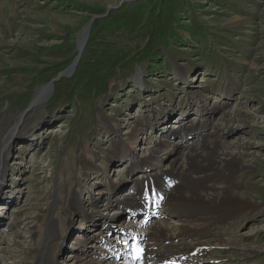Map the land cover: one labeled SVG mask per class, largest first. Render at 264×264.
Returning a JSON list of instances; mask_svg holds the SVG:
<instances>
[{"label":"rangeland","instance_id":"obj_1","mask_svg":"<svg viewBox=\"0 0 264 264\" xmlns=\"http://www.w3.org/2000/svg\"><path fill=\"white\" fill-rule=\"evenodd\" d=\"M4 1L9 5L0 14V140L16 125L21 135L8 141L0 264L13 263L9 252L23 260L24 246L29 264H36L45 252L36 256L33 249L76 189L77 208L62 216L66 237L56 249L57 264H75L81 255L71 251L78 243L96 250L105 246L100 238L117 243L100 236L107 217L117 214L125 230L128 223H144L145 215V226H189L162 208L152 210L156 218L147 220L146 213L130 219L117 203L107 204L112 197H131L137 178L151 173L146 166L158 162L160 178L172 174L180 183L186 166L201 169L195 177L206 170L215 182L211 189L220 194L230 187L238 202L226 219L217 213L213 218L219 220L207 222L209 236L175 244L206 247L207 264H264V0ZM91 21L78 62L59 78L74 64L77 42ZM28 34L36 41L29 42ZM43 86L38 96L46 98L37 102L42 105L24 114ZM191 124L199 130L183 143ZM135 127L143 130L135 135ZM129 136L138 139L136 145ZM162 140L179 142V149L168 157L167 147L158 145ZM182 144L201 147L195 159L204 166L188 162ZM121 148L132 149L129 157L120 158ZM222 152L224 169L215 174L210 162ZM120 179L124 185L111 190ZM92 199L102 223L94 227L84 217ZM55 229H61L59 218Z\"/></svg>","mask_w":264,"mask_h":264},{"label":"bare ground","instance_id":"obj_2","mask_svg":"<svg viewBox=\"0 0 264 264\" xmlns=\"http://www.w3.org/2000/svg\"><path fill=\"white\" fill-rule=\"evenodd\" d=\"M9 5L8 2L4 0H0V14L2 11L8 9L7 6ZM3 14V13H2ZM1 18V17H0ZM60 18V17H59ZM2 19V18H1ZM10 21V20H9ZM3 24V23H2ZM65 26L68 23H63ZM69 25V24H68ZM53 26V25H51ZM72 29V28H71ZM31 31V30H30ZM28 36V38H27ZM18 37V36H17ZM25 38L29 40V42H35L36 40L33 37H31L30 34L25 35ZM19 39V38H18ZM86 41V37L84 38V34L80 36L78 42H77V48L80 49L81 45L84 46ZM26 45H29L26 43ZM30 46V45H29ZM28 46V47H29ZM43 47V46H42ZM83 48V47H82ZM42 53V52H41ZM29 71V70H28ZM34 72V71H33ZM37 83V82H36ZM50 88V87H49ZM48 89V88H47ZM46 91V86L39 87L37 90L36 97L31 102V104L28 106V109L24 114H26L29 110L32 111L33 109L39 107L42 104H38L37 102H42L45 100V94L38 96L39 94ZM222 94V93H221ZM43 97H45L43 99ZM225 97V96H224ZM44 104V103H43ZM226 116V115H225ZM224 118V117H223ZM228 120V118H227ZM23 120L19 123L21 124ZM157 120H155L152 123H149L148 126L150 129L152 128V124L156 123ZM182 125L180 126V128ZM18 129V125H16L13 129L10 135L4 134V137L0 140V194L1 190L3 188V179L5 178V175L8 171V147L9 143L8 141L11 140L14 135H21V133L16 132ZM182 129V128H181ZM142 127H135L133 129L132 133H138L139 131H142ZM185 130H187V134L182 135L181 141L183 143H186L188 140L189 135L194 132L197 133L199 130V124L194 125H188ZM180 131V130H179ZM28 133V132H27ZM133 134V135H134ZM136 135V134H135ZM8 136V137H7ZM129 140H134V145L137 144V138L133 136H129ZM194 140V139H193ZM193 142V141H192ZM179 142H176L171 145L169 142H166L164 140L160 141L158 145L161 147L165 146L167 147V155L168 157L174 155L176 151L179 149L177 146ZM199 146V145H198ZM222 146V145H221ZM180 147L186 148L185 150H188L186 155V160L188 162H192L195 165H198L200 167L204 166L203 164H200L201 161L196 160L201 152V147H190L185 146V144H182ZM191 148V149H190ZM219 149V148H218ZM216 149V151L218 150ZM132 149L127 150L124 148H121L119 152L120 158H127L130 155ZM220 151V150H219ZM229 152V151H228ZM7 153V154H6ZM211 154L214 155V151H211ZM225 152H222V155L214 156L216 169L213 170V172L220 171L224 169V165L222 164L221 160H219ZM213 159V160H214ZM83 162L85 164H88L87 171L92 170V165L88 163L86 157L83 158ZM133 160L131 159V163ZM158 162V161H157ZM139 164V163H138ZM137 164V166H134L132 168L129 167V173L130 171L134 172L136 171L140 166ZM141 165V164H140ZM131 166V165H130ZM139 166V167H138ZM148 169H150V174L144 175V177L141 178V180L138 179L136 181L135 190L131 197L128 199H124L121 202H117L113 199H108L107 204L110 206H116V209L121 210L124 214L130 216V219H134L139 215H145L146 213H149L151 215L152 210L162 208L166 211L167 214L172 216H175L177 218H184V221L189 225L182 228H176V229H170L165 223L162 221H157L154 225L145 226L146 224V216H142L145 219L141 218L144 223H128L129 228L125 230L126 228L121 227V223L117 222L116 220L119 217V214H117L116 217H107L106 221L103 224L107 225V228H104V232H100V236L108 237L110 236L109 241L116 242L115 244L105 242L102 238H100L99 242L105 243V246H102L99 248V250L94 248L93 246H90V249L84 247V244L80 245L78 243L77 246L73 247V253L75 251L76 255L80 253V257L76 259L75 264H131V261L129 260V254L122 253V249L128 248V241L132 242L133 235L140 238L141 241H143V244L146 248V257H145V263L149 264L153 262H170L173 261L176 262L178 260V256H183L187 259L192 260L195 264H199L198 262L206 261L205 255L207 249L206 247L200 246L198 243L195 244H175L174 242L176 240H181V242L190 240L191 242H195L200 240L202 237L209 236V226L211 223H207L209 221L216 222L219 219H226L228 215H231V212H234V210H230V207L233 208L235 204H237V200L235 197L234 192L231 191V188H226L220 190V194L215 192V190H212L209 183L214 182L212 180L211 174H206V170L202 171L201 177H195V174L197 172H201L200 168H194L191 165L186 166V169H183V171H180L181 177L184 180V182L180 183L179 180H176V177L172 174H167V177L160 178V173H162V165L161 162L151 164L146 166ZM184 168V167H183ZM206 168V167H205ZM172 169V167H171ZM182 170V169H181ZM128 173V174H129ZM179 173V175H180ZM214 174V176H215ZM222 174V173H221ZM178 175V176H179ZM171 176V177H170ZM170 177V181H164ZM214 179V178H213ZM127 180V179H126ZM163 182L167 184L166 188H163V185L160 182ZM125 180L120 179L118 181V185L114 184L110 186L111 190L116 189L118 186H123ZM154 183V185H152ZM197 184L198 187L192 186V184ZM215 183V182H214ZM209 184V187L206 186ZM212 185V184H211ZM138 186V187H137ZM217 186V185H216ZM201 187V188H200ZM232 187V186H231ZM236 187V186H235ZM199 188V189H198ZM215 188V187H214ZM217 188V187H216ZM222 188V187H220ZM219 188V189H220ZM80 190H72L68 196L64 198V206L60 208V215L63 216L66 212L70 211L73 208H77L78 201L73 199L76 192H79ZM206 191H211V197L205 196L204 193ZM109 192V191H108ZM208 192V193H209ZM215 192V193H214ZM208 195V194H207ZM210 196V195H209ZM79 199V198H76ZM97 201H94L92 199V209L90 212L84 215L85 219L88 222L96 223L94 226H97L99 223V220H97V216L99 217L101 214L99 211H96L97 208ZM107 207V206H106ZM228 209V210H227ZM42 210V209H41ZM108 210V209H106ZM139 210H142L141 212H138ZM160 210V209H159ZM59 211V210H58ZM86 211V210H85ZM165 213V212H163ZM217 213L221 214L219 219L213 218V215ZM231 213V214H230ZM162 214V213H161ZM56 215V214H55ZM58 215V214H57ZM52 217L50 220V225L48 227V232L46 235V238L42 241L41 245L38 248H34L33 252L37 255L40 254V252H45V255L40 257L39 261H36V264H57L56 261V249L59 245V242L64 239L65 236V227L63 224V218L62 216L59 217ZM201 215L200 218H196ZM205 216V217H203ZM41 218V217H40ZM58 218L60 219V225L61 229H55V226L57 225ZM215 219V220H214ZM214 220V221H213ZM102 225V223L100 224ZM97 228V227H96ZM123 228V229H122ZM194 228V229H193ZM101 229V228H100ZM122 229V231H125L122 233L119 230ZM56 230V231H55ZM99 234V233H98ZM105 234H107L105 236ZM114 234V235H110ZM93 236V235H92ZM91 237H87L86 241H90ZM85 243V242H84ZM19 247V246H18ZM88 247V246H87ZM93 248V249H92ZM177 248L180 254L173 252V249ZM18 249V248H17ZM95 249V250H94ZM22 252L23 260H17L19 259V256L16 257L12 253H8L12 259L11 264H29L28 259V248L22 247L20 252ZM31 251V250H30ZM121 251V252H120ZM12 254V255H11ZM112 259L110 260V258ZM65 258V257H64ZM206 263V262H205Z\"/></svg>","mask_w":264,"mask_h":264},{"label":"water","instance_id":"obj_3","mask_svg":"<svg viewBox=\"0 0 264 264\" xmlns=\"http://www.w3.org/2000/svg\"><path fill=\"white\" fill-rule=\"evenodd\" d=\"M92 21H93V20H92ZM92 21L90 22V24L88 25V27H87V28L84 30V32H83V34H84V38L87 37V35H88V32H89L90 25H91ZM83 34H82V35H83ZM82 47H83V46L81 45L80 49L77 48V50H78V54H77V58H76L74 64H73L70 68H68L65 72H63V73L59 76V78L62 77V76H68V75L72 72L74 66L76 65V63H77L78 60H79V57H80L81 54H82V50H83ZM49 87L51 88L52 85L49 84V86H48L47 88L49 89Z\"/></svg>","mask_w":264,"mask_h":264}]
</instances>
